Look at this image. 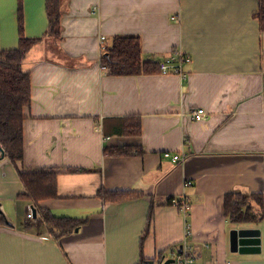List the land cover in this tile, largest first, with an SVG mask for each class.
Segmentation results:
<instances>
[{
	"label": "crops",
	"instance_id": "0c3cea01",
	"mask_svg": "<svg viewBox=\"0 0 264 264\" xmlns=\"http://www.w3.org/2000/svg\"><path fill=\"white\" fill-rule=\"evenodd\" d=\"M25 34L42 37L28 52L32 102L25 108V168L60 169L58 195L43 203L57 216L86 218L55 239L21 198L18 168L0 158V205L12 225L0 226V264L159 263L185 237V218L165 203L187 193L189 241L203 264H264V219L234 223L229 192L264 197V29L259 0H61L60 38L46 35V0H22ZM19 0H0V50L19 42ZM176 14L179 21L172 18ZM138 35L145 58L175 47L192 55L178 74L113 75L103 68V42ZM204 107V120L190 117ZM139 115L140 135L118 120ZM105 146H133L110 155ZM166 150L186 153L175 161ZM1 157V153H0ZM68 167L86 171L66 172ZM186 179L193 184L184 186ZM100 189L140 194L106 199ZM152 206L154 211L149 223ZM260 230L261 249L231 248V231ZM143 237V240H142ZM205 254V263L202 256Z\"/></svg>",
	"mask_w": 264,
	"mask_h": 264
},
{
	"label": "trees",
	"instance_id": "16d2710c",
	"mask_svg": "<svg viewBox=\"0 0 264 264\" xmlns=\"http://www.w3.org/2000/svg\"><path fill=\"white\" fill-rule=\"evenodd\" d=\"M47 16L49 18L46 35L60 38L61 34V0H46ZM261 27L264 29V0H259V9L255 13ZM19 42L15 48L0 50V146L5 157L9 158L18 168L24 192L20 197L29 200L36 208L37 216L27 218L25 224L39 220L43 222L50 234L57 240L71 234L86 222V218L57 216L44 205V201L58 195V176L60 169L41 167L25 168L24 160V120L25 108L32 102L31 72L24 68V60L31 48L40 42L42 37H28L25 34L23 1L19 0L18 10ZM107 72L113 75H141L161 73L160 60L144 57L141 38L138 35H116L107 40L101 57ZM120 132L125 135H140L142 119L139 115L126 116L118 120ZM133 146H105L104 152L110 155H126L134 151ZM89 169L68 167L63 171L77 172ZM99 194L106 199L123 201L139 191L100 189ZM170 196L165 203L173 204ZM154 211L152 206L149 223ZM225 215L234 223L256 222L264 219V197L260 192H229L225 195ZM12 225L0 205V226ZM189 235V234H188ZM189 237V236H188ZM143 240V237H142ZM176 248L179 244L175 245ZM148 259L142 257L137 264H148Z\"/></svg>",
	"mask_w": 264,
	"mask_h": 264
},
{
	"label": "built area",
	"instance_id": "2783aa9c",
	"mask_svg": "<svg viewBox=\"0 0 264 264\" xmlns=\"http://www.w3.org/2000/svg\"><path fill=\"white\" fill-rule=\"evenodd\" d=\"M172 18L179 21V17L174 14ZM106 39L105 35L101 36V41L103 42L102 49L104 50V41ZM192 61V55L183 47H175L171 53L162 58L160 60V68L161 73L163 74H178L183 77L187 76V72L185 70V66ZM103 68H106L103 65ZM208 116V111L204 107H196L191 109L190 117L195 120H204ZM164 156L170 157L175 161H184L187 159V154L176 153L169 150L164 152ZM193 184L192 179H186L184 181V186H189ZM173 205L177 206L182 213L183 217L185 218V237L183 243L179 245L178 248L173 247L169 249V251L161 257L159 263L155 264H162L167 259H172L171 262L167 264H203L198 258V255L195 253L192 244L189 241V235L191 231L190 221L188 220V216L190 214V210L192 207L191 200L187 193H182L181 195H176L173 198ZM27 218L33 219V208H30L27 212ZM189 234V235H188ZM180 246L182 248L180 249ZM217 264V263H216ZM219 264H233L231 261H225L224 263Z\"/></svg>",
	"mask_w": 264,
	"mask_h": 264
},
{
	"label": "water",
	"instance_id": "95a60500",
	"mask_svg": "<svg viewBox=\"0 0 264 264\" xmlns=\"http://www.w3.org/2000/svg\"><path fill=\"white\" fill-rule=\"evenodd\" d=\"M0 153L1 157L3 158L5 153L2 146H0ZM34 217L37 216L36 208H33ZM231 248L234 251H239L241 253L247 252H257L261 249V237H260V230L257 228H248L242 227L238 229H233L231 231ZM182 246H180V249ZM172 259H167L162 264H167L171 262ZM148 264H155L154 260H148Z\"/></svg>",
	"mask_w": 264,
	"mask_h": 264
},
{
	"label": "rangeland",
	"instance_id": "374dc122",
	"mask_svg": "<svg viewBox=\"0 0 264 264\" xmlns=\"http://www.w3.org/2000/svg\"><path fill=\"white\" fill-rule=\"evenodd\" d=\"M202 258H203L204 262L206 263L207 260H205V254L202 256Z\"/></svg>",
	"mask_w": 264,
	"mask_h": 264
}]
</instances>
